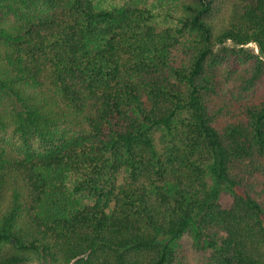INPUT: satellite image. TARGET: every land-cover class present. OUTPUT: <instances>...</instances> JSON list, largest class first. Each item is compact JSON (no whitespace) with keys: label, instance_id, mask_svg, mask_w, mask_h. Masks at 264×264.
Wrapping results in <instances>:
<instances>
[{"label":"trees","instance_id":"1","mask_svg":"<svg viewBox=\"0 0 264 264\" xmlns=\"http://www.w3.org/2000/svg\"><path fill=\"white\" fill-rule=\"evenodd\" d=\"M185 243L264 264V0H0V264Z\"/></svg>","mask_w":264,"mask_h":264},{"label":"rangeland","instance_id":"2","mask_svg":"<svg viewBox=\"0 0 264 264\" xmlns=\"http://www.w3.org/2000/svg\"><path fill=\"white\" fill-rule=\"evenodd\" d=\"M187 238V237H186ZM185 238V239H186ZM189 238H187L188 240ZM187 244L185 243V246ZM187 250H188V247L186 246ZM185 259V260H184ZM183 259V263L184 264H197V259H195L193 253L191 252V250L189 249L186 254H185V258ZM28 264H44L42 262H38V261H34V262H31V263H28Z\"/></svg>","mask_w":264,"mask_h":264}]
</instances>
